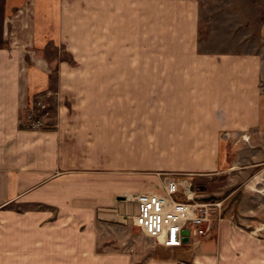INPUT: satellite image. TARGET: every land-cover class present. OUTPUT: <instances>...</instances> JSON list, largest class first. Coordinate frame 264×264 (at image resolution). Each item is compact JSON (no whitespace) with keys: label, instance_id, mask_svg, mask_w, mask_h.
Here are the masks:
<instances>
[{"label":"crops","instance_id":"1","mask_svg":"<svg viewBox=\"0 0 264 264\" xmlns=\"http://www.w3.org/2000/svg\"><path fill=\"white\" fill-rule=\"evenodd\" d=\"M30 10L0 46V264H128L114 251L138 193L164 194L173 173L228 169L247 139L264 146V42L203 50L199 0ZM51 53H96V64ZM40 92L53 93L54 115L30 130ZM197 246L195 264H264V241L227 218Z\"/></svg>","mask_w":264,"mask_h":264},{"label":"rangeland","instance_id":"2","mask_svg":"<svg viewBox=\"0 0 264 264\" xmlns=\"http://www.w3.org/2000/svg\"><path fill=\"white\" fill-rule=\"evenodd\" d=\"M199 2L200 40L203 50L254 51L259 46L262 47L264 0H199ZM33 3L34 0H0V46L11 43L18 22L29 27V21L33 16L30 7ZM86 54L89 56L83 60H78L75 55L69 53H51V56L54 58L53 62L66 57L72 64L95 65L96 53ZM38 96L53 116L54 106L51 102L53 93H37L32 99L31 106ZM23 122L24 127L30 130L44 129L49 124L48 120L44 127L30 128L27 116ZM231 151L233 163L230 168L211 175L180 173L181 177L194 184L206 197L224 200L225 219L231 220L250 236L264 241V153H262L264 146L247 139L246 142L232 146ZM131 220L132 222L130 219L122 222L120 247L114 251L121 257H127L128 264H150L161 259H165L167 264H195L197 253L193 248H199L197 244L203 239H208L198 238L191 245L181 248H165L135 226L133 218ZM105 243H109V239H105ZM96 252L107 255L112 251L99 246Z\"/></svg>","mask_w":264,"mask_h":264},{"label":"built area","instance_id":"3","mask_svg":"<svg viewBox=\"0 0 264 264\" xmlns=\"http://www.w3.org/2000/svg\"><path fill=\"white\" fill-rule=\"evenodd\" d=\"M50 113L47 105L36 97L27 115L28 126L44 127ZM181 175L175 173L166 178L164 194L140 192L134 198L137 205L134 225L165 248L210 238L226 217L224 200L206 197Z\"/></svg>","mask_w":264,"mask_h":264},{"label":"water","instance_id":"4","mask_svg":"<svg viewBox=\"0 0 264 264\" xmlns=\"http://www.w3.org/2000/svg\"><path fill=\"white\" fill-rule=\"evenodd\" d=\"M187 233V232H186Z\"/></svg>","mask_w":264,"mask_h":264}]
</instances>
